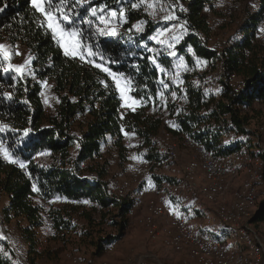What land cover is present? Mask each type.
Instances as JSON below:
<instances>
[{"label": "trees", "instance_id": "1", "mask_svg": "<svg viewBox=\"0 0 264 264\" xmlns=\"http://www.w3.org/2000/svg\"><path fill=\"white\" fill-rule=\"evenodd\" d=\"M218 2L235 37L212 49L205 39L212 28L209 14L223 15L213 9ZM231 2L229 10L226 0H66L70 21L59 26L79 29L74 38L83 46L66 56L31 0H0V41L27 50L33 75L23 79L6 71L0 57V196L7 199L1 217L5 225L23 222L27 264L50 259L43 243H67L72 234L93 257L125 236L141 182L124 194L110 191L108 167L113 160L127 163L124 133L134 135L138 155L151 169L168 156L159 148L161 129L180 143L194 140L213 156L256 147L264 184V147L247 130L264 108V42L257 34L264 25V0ZM160 31L165 37L158 43ZM179 54L182 67L175 62ZM195 60L220 66L219 99L211 98L208 76L194 69ZM110 74L123 79L139 103L135 109L122 110ZM230 74L242 89H232ZM44 81L55 99L51 109L41 96ZM255 218L264 220V187ZM0 264H21L2 238Z\"/></svg>", "mask_w": 264, "mask_h": 264}, {"label": "rangeland", "instance_id": "2", "mask_svg": "<svg viewBox=\"0 0 264 264\" xmlns=\"http://www.w3.org/2000/svg\"><path fill=\"white\" fill-rule=\"evenodd\" d=\"M32 3V2H31ZM225 4V3H224ZM213 9L215 11L222 13L223 15H213L209 14V23L211 26H215L211 28L209 34H212L215 39H224L228 43V40L232 37H235L233 24L228 22L229 17L226 18L224 15V5L221 2L216 3L213 5ZM162 15L165 19H168L171 15L169 12L163 10ZM168 17V18H166ZM217 17V18H216ZM216 20V21H215ZM214 21V23H213ZM48 23V20H47ZM54 21V25H55ZM222 24V25H221ZM221 25V26H220ZM220 26V27H218ZM59 29L60 26H59ZM57 30L55 32V36L61 46L67 48L70 53L75 52L77 54V47L76 41L74 37H70L67 32H64L65 37L61 35V31ZM52 32L53 29L51 28ZM213 30V31H212ZM54 33V32H53ZM161 33V31L156 35L154 38L155 42L160 43L163 38L165 37ZM72 40V44L75 46L73 48L72 45L68 47L67 43L64 41ZM0 45H4L3 50H0V57L5 61V70L12 71L17 76L25 78H33L32 70L30 67V56L27 50L21 46L20 44H9L6 41H0ZM71 48V49H70ZM19 53V54H17ZM216 65V64H215ZM17 66L21 67V71L17 72L15 69ZM217 66H219L217 64ZM220 67V66H219ZM110 77L113 79L116 88L119 92V95L122 99V110H133L138 106V101L134 100L128 95L127 86L123 79L119 76L114 74H110ZM215 77H211L209 79V84L212 82L217 83ZM50 83L48 81L42 82V92L41 96L45 102L46 108L51 109L52 104L55 99L52 97L50 93ZM249 116L254 115V113H250ZM260 118V119H259ZM255 119L252 117L249 121V125L247 126V130H251L253 132L252 139L254 142H258L259 145L264 147V108L261 109V117ZM166 131V129H164ZM163 129L161 132L159 131V140L158 142L162 145L167 144V142H172L176 146V157L170 158V155L164 148L161 149V145L159 148L168 154L167 158L160 162L159 164L153 165V169L150 171L155 175L158 181L157 195L156 196H165L167 199L170 200L172 207L174 202L179 203V212L185 215L186 219L190 223H200L205 218L211 219V223L213 221V230L214 235L220 242L227 247L225 240L228 238H233L236 244L241 243L239 233L235 229H232L229 224H225L221 222L214 214L215 207L218 206L221 202L227 204L230 200H233V195L235 190L239 189L244 179H246L248 173L247 172H240V174L231 180L228 181L229 190L225 191L224 197L218 196L214 201H208L200 199L199 201H188L184 200L180 197H176L175 195L171 194V186L173 184L167 183L165 177H171L174 181V184H183V170L185 165L190 161L194 153L191 149L186 145L185 139L183 143L177 141L175 138H172L170 135L165 133ZM135 137L126 136L125 142L127 148L130 151L129 157L127 158V163L118 164L117 162L112 161L110 167H108V173L111 180H114L117 183H122V185H126L127 188L124 191L127 193L129 190L135 189L139 184L140 178L133 176L131 172V165L136 161V157L139 156L138 151L136 150V143L134 141ZM171 139V140H170ZM246 147V146H245ZM249 148V147H247ZM250 150L253 152H257L259 155V150L256 147H250ZM262 163V160H261ZM262 166V164H261ZM262 169V167H261ZM200 174V171L198 172ZM161 178V179H160ZM154 179V178H153ZM160 179V180H159ZM199 179V180H198ZM197 181L202 183V179L198 178ZM176 181V182H175ZM141 182V181H140ZM199 183V184H201ZM264 184L262 180L260 185L257 188V196L255 204L251 206L247 211L248 213L245 214L243 217V221L248 223V227L250 231H252L256 236H260L264 240V220H258L255 218L258 203L262 198V191H263ZM229 191V192H228ZM142 192H140L141 194ZM139 194V195H140ZM152 197L151 195L146 198V200ZM228 199V201L226 200ZM258 199V200H257ZM217 200V201H216ZM216 201V202H215ZM219 201V202H218ZM189 202V205H185L184 207L181 206L182 203ZM209 202V203H208ZM7 199L5 196H0V238L4 239L9 247L11 248L12 252H14L16 260H18L21 264H27L24 261L25 255V246L21 241L19 227L23 225V222H18V220H12L9 224L5 225L2 222L1 217V209L6 205ZM181 203V204H180ZM217 203V204H215ZM195 205L200 207L202 215L197 213L195 216H189L191 214V210ZM217 205V206H216ZM145 203L139 204L136 207L132 208V211L129 216V223H128V230L122 239L115 242L114 244L106 247L104 252L99 257H93L91 254V248H85L84 244L80 242L79 235H71V241L67 243L62 242H45L43 243L44 248L48 250L49 258L45 257V259L39 260V264H197L196 259L190 256L189 250L187 247H183L182 249H175L174 247L167 245L168 236L165 232L164 228L167 226L168 217L165 215H161L159 217H150L147 208L145 207ZM256 206V207H255ZM135 209H139L135 213ZM175 209V208H174ZM176 210V209H175ZM250 212V213H249ZM197 216V217H196ZM202 218H201V217ZM249 217V218H248ZM195 218V219H194ZM201 218V219H200ZM246 219V220H244ZM147 220V221H146ZM202 220V221H200ZM199 221V222H198ZM205 222V221H203ZM81 224V222L79 223ZM152 232H151V231ZM107 231H113V229L108 228ZM227 231L231 235H223L220 232ZM154 232V233H153ZM166 233V234H165ZM167 237V238H166ZM227 237V238H226ZM20 242L23 246L21 251L13 250V244ZM239 245V247H240ZM244 252L246 251V246H242ZM186 248V249H185ZM245 248V249H244ZM233 251V250H231ZM264 251V249H263ZM189 253V254H188ZM192 262H190L191 260ZM195 259V260H194ZM90 261V263H88ZM195 262V263H194ZM261 264H264V255L261 258Z\"/></svg>", "mask_w": 264, "mask_h": 264}, {"label": "bare ground", "instance_id": "3", "mask_svg": "<svg viewBox=\"0 0 264 264\" xmlns=\"http://www.w3.org/2000/svg\"><path fill=\"white\" fill-rule=\"evenodd\" d=\"M226 1L228 2L227 6L229 9L232 2L231 0ZM257 34L259 39L264 42V25L258 28ZM213 36L214 35L211 32L205 39L210 48L219 49L227 44L226 40L215 39V36ZM73 47L75 46L72 44V48ZM176 57V65L178 67H182V55L179 54ZM193 67L198 72L206 74L209 79L210 76H217L221 71L217 64L212 67L206 62H199L196 60ZM162 68L158 67V71L162 72ZM170 77L172 78V75ZM227 80L232 89L236 91L242 89V81L234 74H230ZM160 86L163 88L165 87V84L162 82ZM208 86L209 87L207 88H209L211 98L214 100L219 99L220 85L212 82ZM162 95L163 93H160L157 97L158 102L163 97ZM165 133L169 135L167 131H165ZM126 136L133 138L134 135L131 133L123 134V143L127 149L126 153L128 158L130 151L125 142ZM229 140L231 143H235L234 136H230ZM185 142L194 153V156L190 161H188L183 170V184H173L171 186V194L176 197H180L188 201H199L200 199H205L209 202L214 201L218 196L224 197L225 191L230 188L228 187L229 180L236 178L242 171L248 173L239 189L235 190L233 200H230L227 204L221 202L218 206L216 205L217 207H215L216 209L214 211V214L217 215L216 217L221 220V222L229 224L232 229L238 231L241 243H243V245L247 248L246 251H231L226 249L214 235L212 226L213 221L211 223V219H207L205 222L200 223H190L182 213L173 209L169 199L165 196H156V191L158 190H156V182L154 181L152 172L150 171V164L148 160L139 156L136 157V161L131 165V172L133 176L140 178L142 192L137 196L134 207L145 203V207L147 208L150 217H159L161 215L167 216L168 223L164 228L167 233L165 234L168 236L167 245H170L175 249H182L184 246L187 247L190 256H192V259L193 257L196 259L197 264H261V258L264 254V240L250 231L248 223L243 221L244 215L248 213L247 210L255 204L256 197H258L257 188L262 180V163L256 155L257 152L251 151L250 148H247V146H242L239 150L231 151L221 156H213L210 151L204 148L203 145L196 143L194 140L187 138L185 139ZM159 145H161V149L164 148L163 146L165 145V150L170 155V158L176 157V146L174 143L167 142V144ZM43 155H46V153L43 152ZM199 171L200 174L198 173ZM198 178L202 179V183L200 182L201 180L199 181L201 184L198 183ZM108 181L111 192L115 194L125 193L124 191L127 188L126 185L117 183L110 178ZM150 195L152 197H149L146 200V198ZM226 200L228 201V199ZM245 218H247V216ZM207 239L211 242V246L215 247L202 246V243L206 242ZM22 245L20 242L13 244V250L21 251L23 248ZM217 248L220 249L218 252ZM190 262H192V260Z\"/></svg>", "mask_w": 264, "mask_h": 264}, {"label": "snow or ice", "instance_id": "4", "mask_svg": "<svg viewBox=\"0 0 264 264\" xmlns=\"http://www.w3.org/2000/svg\"><path fill=\"white\" fill-rule=\"evenodd\" d=\"M33 7L38 11L41 12L45 17H47L48 20V26L53 29L54 35L55 32L59 29V23L61 21L63 22H69L70 16H69V9L65 7L66 0H46L47 6H45V0H31ZM76 3H80L81 0H75ZM55 6V11L53 12L51 9ZM134 7L136 5H133ZM104 5L100 6V10L103 11ZM4 9L0 8V12H2ZM91 15H96V10H91ZM112 15H116L115 12H112ZM123 16V12L121 11V17ZM168 18V17H166ZM54 21L56 22L54 25ZM61 31V35H63L64 32H67V34L70 37H76L79 35V29H59ZM110 35H115L114 32L109 33ZM76 47H80L82 49V45L79 41L76 42ZM4 45H0V50H3ZM19 54V53H17ZM65 55H75V52L70 53L67 48H65ZM83 58V57H81ZM17 72L21 71V67L17 66L15 69ZM23 166V165H21ZM35 190V186H34Z\"/></svg>", "mask_w": 264, "mask_h": 264}, {"label": "crops", "instance_id": "5", "mask_svg": "<svg viewBox=\"0 0 264 264\" xmlns=\"http://www.w3.org/2000/svg\"><path fill=\"white\" fill-rule=\"evenodd\" d=\"M181 204V203H180ZM185 205H189V202H187V203H182V205L181 206H185ZM173 206H174V208L176 209L175 211H178L179 212V210L181 209V208H179V203L178 202H174L173 203ZM173 208V209H174ZM139 209H135V213L138 211ZM198 210H200V207L199 206H197V205H195V207H193L192 208V210H191V214L189 215V216H195V215H197V213H199L200 215H202V213H201V211H198ZM197 212V213H196ZM182 213V212H181ZM184 215V214H183ZM185 216V215H184ZM197 217V216H196ZM201 217V216H200ZM202 217H203V215H202ZM201 217V218H202ZM200 218V219H201ZM195 219V218H194ZM206 219V218H205ZM205 219L203 220V221H205ZM200 221H202V220H200ZM202 221V222H203ZM199 222V221H198ZM212 226H214V225H212ZM221 234H223V235H231L230 233H228L227 231H222V232H220ZM227 238V237H226ZM220 241V240H219ZM225 242H226V244H227V247H226V249H228V250H239V251H244L243 250V245L241 246L240 244V247H239V245L238 244H236L235 243V241L233 240V238H227L226 240H225ZM222 244V243H221ZM223 245V244H222ZM224 246V245H223ZM225 247V246H224Z\"/></svg>", "mask_w": 264, "mask_h": 264}, {"label": "built area", "instance_id": "6", "mask_svg": "<svg viewBox=\"0 0 264 264\" xmlns=\"http://www.w3.org/2000/svg\"><path fill=\"white\" fill-rule=\"evenodd\" d=\"M63 37H65V34L63 33ZM66 43H67V45H69V46H71L72 45V40H67V39H65L64 40ZM72 48V47H71ZM70 48V49H71ZM223 214H226V213H223ZM202 246H205V247H215V246H211V242L209 241V239H207V241L206 242H204V243H202ZM220 249H218L217 248V252L219 251Z\"/></svg>", "mask_w": 264, "mask_h": 264}]
</instances>
